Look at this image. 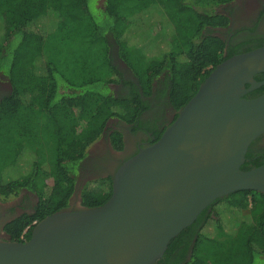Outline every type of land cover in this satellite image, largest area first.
I'll use <instances>...</instances> for the list:
<instances>
[{"label": "trees", "instance_id": "16d2710c", "mask_svg": "<svg viewBox=\"0 0 264 264\" xmlns=\"http://www.w3.org/2000/svg\"><path fill=\"white\" fill-rule=\"evenodd\" d=\"M93 1L0 0V75L11 89L0 101V197L26 191L37 199L33 213L5 225L10 242L29 240L33 223L69 208L82 162L103 135L115 151L123 149L109 122L139 125V92L110 90L118 83L113 49L144 97L154 83L163 88L175 120L218 64L264 46L244 43L223 56L226 43L215 30L228 18L214 8L234 0H96L92 9ZM49 27L55 29L47 34ZM263 93L264 86L248 96ZM252 159L248 153L240 169L264 164L262 152ZM111 184L112 176L84 182L80 207L104 204ZM204 243L210 245L198 251ZM154 264H264V194L215 200Z\"/></svg>", "mask_w": 264, "mask_h": 264}, {"label": "water", "instance_id": "95a60500", "mask_svg": "<svg viewBox=\"0 0 264 264\" xmlns=\"http://www.w3.org/2000/svg\"><path fill=\"white\" fill-rule=\"evenodd\" d=\"M264 46L218 64L160 138L113 173L99 207L65 209L35 224L29 240H0V264H154L215 200L264 194V164L240 168L264 135Z\"/></svg>", "mask_w": 264, "mask_h": 264}, {"label": "flooded vegetation", "instance_id": "af4514ba", "mask_svg": "<svg viewBox=\"0 0 264 264\" xmlns=\"http://www.w3.org/2000/svg\"><path fill=\"white\" fill-rule=\"evenodd\" d=\"M233 2H237V0ZM250 3L247 7L246 5H240L238 9H233L231 12L224 14L228 18L227 27L215 30L217 36L225 40L226 43L223 56H227L228 50L231 48L239 47L244 43L264 40V0H251ZM229 4L233 3L231 2ZM112 53L114 54L113 61H115V67L118 71V83L110 85V89L113 87V93L115 95L119 94L123 96H127L137 90L140 94L144 109H142L138 119L139 125H136L135 128L133 125H127L119 121L115 126H108L112 130H117L122 134L123 149L121 151H115L113 149L117 153H122V155L119 156V159H111L105 156L91 155V152H88L85 160L82 162L80 170V174L84 175L104 173V177L112 176L125 160L135 155L140 149L149 146L157 135L162 133L173 122L177 113L168 103L166 96L162 95L163 92L161 89L163 88L157 83L153 84L151 95L144 97L132 72L122 61H118L120 59L117 57L116 50L113 49ZM120 66L125 70L121 69ZM5 94V90L0 87V101L7 96ZM248 95L250 93L245 95L247 97L246 99L253 98ZM129 134L137 136V140L132 148L126 146V137ZM263 140L264 135L253 141L255 144L253 142L250 144L245 156L249 153L250 157L253 158L252 161L258 159L261 152L262 156H264ZM35 205L36 203L27 202L25 199L22 201V204L18 203L12 210L0 213V240L10 241V237L4 232L5 225L23 214L33 213ZM192 238L194 239L195 236L193 235ZM190 250L191 248H189Z\"/></svg>", "mask_w": 264, "mask_h": 264}, {"label": "rangeland", "instance_id": "374dc122", "mask_svg": "<svg viewBox=\"0 0 264 264\" xmlns=\"http://www.w3.org/2000/svg\"><path fill=\"white\" fill-rule=\"evenodd\" d=\"M250 1L251 0H237V2H232L233 4L218 6V7L214 8V11L216 13L224 15L227 12H231L233 9H238L240 5H243V6L246 5V7H247L249 4L252 3V2L250 3ZM95 3H96V0H94L91 3L92 9H96ZM33 25H35V24H33ZM40 25H42V23H40V22H39V24L36 23V26L34 28H36L37 26L39 27ZM54 29L55 28L49 27V29H47V34L54 31ZM113 55L114 54L111 52L112 59H113ZM118 61H121V60H118ZM56 63H57V61H56ZM62 63L63 62L59 61V63H57V65L59 64L58 66L61 68L64 65ZM113 63H114V65L116 64L115 61H113ZM120 67H121V69H124L122 66H120ZM0 87L5 90V93H6L5 95H8L10 93L9 82L3 75H0ZM110 90L113 93V87ZM118 123H119L118 121L114 120V121L109 122V126H115ZM136 140H137V136H135L134 134H129L126 137V146H128L129 148H132L133 145L135 144ZM263 142H264V140H263ZM88 152L89 153L91 152V155L95 154L98 156H105V157H108L111 159H119V156L122 155V153H117L113 150V148L111 147V144L108 141L107 135H103L97 142H95L89 148ZM104 176H105L104 173H93L91 175H84V174H80V172H79V175L76 177V184H77L76 191L73 194V196L71 197V200L69 202L70 203L69 208L76 209V208L80 207L79 189H80V186L84 182L89 181V180H93V179H97V178H103ZM25 199L27 200V202H33V203H36V200H37L33 194H30L26 191H21L17 196H10L8 198L0 197V213H4L6 211L12 210V208L15 207L18 203L22 204V201H24ZM30 199H31V201H30ZM248 207H249L248 209H250V205ZM209 245L210 244H208V243H204L203 245H201L198 248V251L205 250L206 247H208Z\"/></svg>", "mask_w": 264, "mask_h": 264}, {"label": "built area", "instance_id": "2783aa9c", "mask_svg": "<svg viewBox=\"0 0 264 264\" xmlns=\"http://www.w3.org/2000/svg\"><path fill=\"white\" fill-rule=\"evenodd\" d=\"M33 225H35V223H33ZM27 230H28V228H26V229H25V231H24L23 235H25V234H26ZM21 238H23V236H22Z\"/></svg>", "mask_w": 264, "mask_h": 264}]
</instances>
